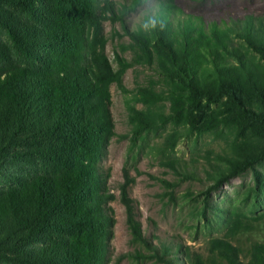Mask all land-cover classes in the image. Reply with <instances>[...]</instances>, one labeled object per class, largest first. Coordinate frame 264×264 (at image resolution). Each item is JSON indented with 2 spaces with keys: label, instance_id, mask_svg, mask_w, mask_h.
I'll return each mask as SVG.
<instances>
[{
  "label": "trees",
  "instance_id": "trees-1",
  "mask_svg": "<svg viewBox=\"0 0 264 264\" xmlns=\"http://www.w3.org/2000/svg\"><path fill=\"white\" fill-rule=\"evenodd\" d=\"M137 2L0 0V63L6 64L0 71V170L31 159L42 168L0 190V264H105L114 220L107 204L114 194L105 189L109 173L100 161L118 136L109 86L125 91L121 78L128 68L154 71L130 98L142 107L128 105L136 139L158 121L183 122L192 132L227 126L264 138V22L253 15L206 19L165 0V27L134 33L125 17ZM106 21L120 26L112 38L128 39L113 51L117 68L105 53ZM162 100L168 113L158 108ZM176 140L169 132L165 147ZM256 151L229 160L227 171L216 167L207 192L264 160V146ZM175 162L163 164L177 169ZM123 176L119 197L127 224L133 238L145 243L128 194L134 179L126 169ZM254 182L255 190L264 189L255 171ZM242 220L236 211L219 215L229 235ZM211 244L230 264H242L227 239ZM148 246L154 251L140 257L172 264L171 248ZM177 248L174 254H184L187 264H207L199 253ZM245 264H264V245Z\"/></svg>",
  "mask_w": 264,
  "mask_h": 264
},
{
  "label": "rangeland",
  "instance_id": "rangeland-1",
  "mask_svg": "<svg viewBox=\"0 0 264 264\" xmlns=\"http://www.w3.org/2000/svg\"><path fill=\"white\" fill-rule=\"evenodd\" d=\"M175 2L185 13L200 14L206 19L224 18L229 21L253 15L264 22V0ZM103 26L109 38L105 53L117 68L113 51H119L118 43L128 39L126 36L112 38L113 30L121 33L118 23L112 25L106 21ZM122 54L127 59L131 57L130 52ZM5 66V63H0V71ZM153 74V67L135 65L122 75L125 91L115 83L109 86V109L118 136L110 139L105 157L100 161L103 171L109 173L105 189L114 194L107 204L112 209L114 220L105 264H165L154 258L139 256L154 251L148 244L171 248L168 257L172 264H187L184 254H174L175 247L180 251L189 248L199 253L207 264H230L211 244V240L216 238L227 239L236 248L239 262L245 264L250 261L253 250L259 244L264 245V218H257L264 213V189H254V171L264 181V160L223 181L209 192L207 189L212 181L208 175L216 167L227 171L228 161L240 158V154L259 151L264 146V138H255L248 130L238 131L227 126L221 127L222 130L200 128V131L192 132L183 122L161 124L158 121L155 129L136 139L132 134L128 105L138 109L142 107L140 102L130 98L135 87L146 83ZM158 108L168 113L169 103L162 100ZM169 132H174L177 140L173 147L166 148L164 139ZM172 160L176 161L174 164L178 170L163 164ZM38 169L42 171L33 159L6 164L0 170V190L16 186L22 178L38 172ZM124 169L134 179L128 186V194L134 200L135 219L139 222L145 243L133 238L119 197ZM160 179L167 180L170 186H165ZM228 211L239 212L243 218L241 228L230 235L219 223V215Z\"/></svg>",
  "mask_w": 264,
  "mask_h": 264
},
{
  "label": "clouds",
  "instance_id": "clouds-1",
  "mask_svg": "<svg viewBox=\"0 0 264 264\" xmlns=\"http://www.w3.org/2000/svg\"><path fill=\"white\" fill-rule=\"evenodd\" d=\"M166 16L165 0H138L129 6L125 19L132 32L152 34L165 27Z\"/></svg>",
  "mask_w": 264,
  "mask_h": 264
}]
</instances>
